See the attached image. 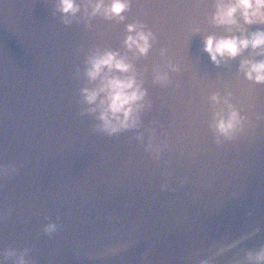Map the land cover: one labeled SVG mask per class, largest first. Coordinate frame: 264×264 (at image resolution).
Returning a JSON list of instances; mask_svg holds the SVG:
<instances>
[{"label":"water","instance_id":"1","mask_svg":"<svg viewBox=\"0 0 264 264\" xmlns=\"http://www.w3.org/2000/svg\"><path fill=\"white\" fill-rule=\"evenodd\" d=\"M213 3L131 0L123 22L86 25L82 9L65 25L56 0H0L4 264H254L248 254L264 248V85L238 72L251 49L220 67L203 51L207 35L227 34L208 23ZM136 22L156 36L145 57L123 46ZM95 49L127 56L143 81L150 107L138 129L107 136L81 115ZM166 61L180 71L162 86L154 71ZM229 93L250 124L217 145L209 124L223 105L210 97ZM150 138L159 159L145 150Z\"/></svg>","mask_w":264,"mask_h":264},{"label":"clouds","instance_id":"2","mask_svg":"<svg viewBox=\"0 0 264 264\" xmlns=\"http://www.w3.org/2000/svg\"><path fill=\"white\" fill-rule=\"evenodd\" d=\"M131 0H56L55 11L63 18V23L69 25L83 9L86 25L96 17L105 20L123 22L125 13L130 10ZM242 21V23H241ZM208 23L224 28L226 35H207L203 40V51L207 53L210 62L216 67L228 61L235 60L245 51L251 49L253 58L242 59L238 72L253 84L264 85V30L248 32L245 26L264 25V0H214L213 10L208 16ZM198 32L199 28H193ZM127 35L123 40L124 48L134 57H145L156 42V36L147 30L143 23H132L126 26ZM239 32L240 35H235ZM160 55L166 57V50L161 48ZM178 66L166 61L154 71L153 82L167 85L169 72H179ZM79 78L80 69H76ZM83 76L92 87H82L80 95L86 108L81 115H92L98 121L95 130L107 136L138 129L141 124V114L150 103L146 101L147 92L143 81L138 79L133 64L127 56L111 50L95 49L89 52L84 60ZM231 93L223 99L213 94L210 101L215 108L223 107L213 112L209 127L213 130L215 142L235 139L242 134L250 122L230 102ZM223 138V139H221ZM143 140V136H138ZM154 159H159L161 148L154 145L151 138L145 148ZM45 231H55V225L49 224ZM248 259L254 264H264V248L255 255L248 254ZM0 264H4L0 260ZM18 264H25L23 256Z\"/></svg>","mask_w":264,"mask_h":264}]
</instances>
